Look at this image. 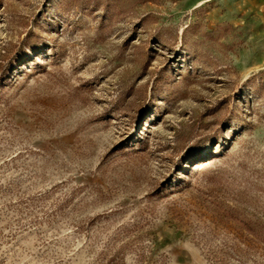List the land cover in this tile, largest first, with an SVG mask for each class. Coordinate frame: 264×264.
<instances>
[{"label": "rangeland", "instance_id": "obj_1", "mask_svg": "<svg viewBox=\"0 0 264 264\" xmlns=\"http://www.w3.org/2000/svg\"><path fill=\"white\" fill-rule=\"evenodd\" d=\"M222 0H0V264H264V57Z\"/></svg>", "mask_w": 264, "mask_h": 264}, {"label": "crops", "instance_id": "obj_2", "mask_svg": "<svg viewBox=\"0 0 264 264\" xmlns=\"http://www.w3.org/2000/svg\"><path fill=\"white\" fill-rule=\"evenodd\" d=\"M224 15L245 28V56L264 57V0H222Z\"/></svg>", "mask_w": 264, "mask_h": 264}]
</instances>
